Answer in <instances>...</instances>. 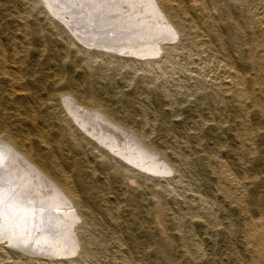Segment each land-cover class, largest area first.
<instances>
[{"label":"bare ground","instance_id":"1","mask_svg":"<svg viewBox=\"0 0 264 264\" xmlns=\"http://www.w3.org/2000/svg\"><path fill=\"white\" fill-rule=\"evenodd\" d=\"M86 1L88 0H81L82 3ZM23 2L24 0H0V194H3V204L0 205L1 236L8 235L7 231L12 229L20 230V232H15V239L18 244L26 245L32 243V239L37 236L42 239L44 230L38 231L41 221L47 222L45 223V228H47L48 222L50 224L56 219L52 211L53 206L47 211L49 218L46 215L42 220L43 216L39 214L43 208L39 212L38 209L41 206L38 203V205L33 204V201L27 203V200L26 203L21 202L20 194L18 199L21 201L16 200L15 190L18 184L13 183L14 181L10 183L6 173L9 169L7 166L10 164H19L36 179L43 178L56 191L62 192L63 195L60 194L75 207L76 211L73 213L75 217L83 220V223L93 219L96 214V210H92L85 203L89 197L83 181L89 176H97L88 167L96 153L117 175L126 173L136 175L135 167V169L125 167L121 163L120 158L126 157L123 148L111 143L106 134H102L103 129L101 131L100 128L91 126V120L97 117L113 129L130 137V140L134 139V142L137 141L149 151L159 153L158 155L167 160V163L175 170L185 166L190 179L196 183H203L210 193L220 192L236 207L218 219L219 222L221 218L223 219V228L211 231L225 238H238L243 243V247L227 253L228 259L226 260L220 257L211 258L206 264H264V202L260 203L259 194L260 188L264 187V0H153L156 8L169 21L172 30L184 32L193 41L201 44L210 53L212 64L218 70V74L214 75L212 80V89L207 92L206 101L218 107L222 115L231 120L232 124L225 125L212 117L206 130L208 134L218 137L221 143L219 149L223 147V139L219 133H226L235 142L236 150L232 153L231 151L208 150L204 151V155L201 156L193 154L187 156L182 151L201 146L196 130V133L185 136L184 142L178 143L176 150L166 152L150 137L152 130L149 129L147 120L138 123L139 128L132 127L130 125L133 119L132 113H139L141 109L134 99H127L125 102L120 100L112 105L101 97L99 89L105 80L102 67L89 65L86 68L85 81L82 86L85 90L83 93L78 92L81 87L79 81L66 72L64 66L71 53L77 55L89 51L86 44L80 42L81 40H76L77 37H74L72 31L68 29V26L71 27V22L62 23L63 21L61 22L58 18L57 20L54 17L56 20H53L47 17L48 12L44 8L41 12L45 15L44 19L38 17L30 21V12L42 3V0L36 1L35 6L29 8L23 6ZM47 19L50 23L45 25ZM73 46L77 48L76 52L71 50ZM163 51L169 52V48L163 47ZM48 52H56V58L53 59ZM157 92L162 93L159 89ZM61 97L65 102L74 106V111L79 113L78 117L74 111L75 117H61V119L53 113L52 102ZM124 103L131 106L130 112L124 110ZM224 153H227L231 162H225L219 158V154ZM168 167L170 169V166ZM69 169H74L75 172L72 174ZM210 172L214 179H207ZM73 178L79 180L78 187L73 185ZM135 190L139 191V195L131 200L132 204H135L132 218L142 213L144 196L142 185ZM78 191L84 193L83 195L86 194L87 197L82 198ZM96 197L100 196L96 195ZM256 202L260 203L261 210L259 209L255 217H250L248 216L249 205ZM208 206L206 209L208 220L217 223L214 212L212 213L211 207ZM119 207L121 208L117 204L106 202L101 209L99 208L103 216L111 218L115 228L119 225L115 216ZM237 210L243 214L244 226L241 230L231 228V217ZM152 213L156 219L160 220L167 232L160 241L157 255L166 264H193L194 260H197V250L201 248L195 239V232L196 228H202L203 222H195V224L190 221L191 216L187 214L183 217L186 223L185 235L176 234L174 224L170 220L174 208H170L160 196H157L156 206ZM39 216H41L40 223H38ZM256 218H260L259 221H256ZM69 232H71L70 229ZM115 235L116 240L121 239L117 234ZM78 237L79 246L86 251V242L80 234ZM128 239L133 240L134 237L130 236ZM47 244L49 247L48 250L44 249L47 250L44 255H50V252H55L56 256L58 253L71 255L68 252L69 246L68 249L65 247L68 243L60 244L57 237L54 240L49 239ZM0 249L5 248L0 246ZM30 254L32 258L35 257L33 255H37L32 252ZM31 257L29 259H32ZM130 259V257H125L124 262L128 263Z\"/></svg>","mask_w":264,"mask_h":264},{"label":"rangeland","instance_id":"2","mask_svg":"<svg viewBox=\"0 0 264 264\" xmlns=\"http://www.w3.org/2000/svg\"><path fill=\"white\" fill-rule=\"evenodd\" d=\"M36 1L38 0H24L23 6L27 8L35 6ZM47 1L42 0V3L30 12V21H34L38 17L44 19L45 15L41 14L42 8H44L48 12L47 17L53 20L58 18L61 22L63 21L62 23H65L64 21L71 22L70 28L68 25L66 26L72 31L74 37H77L76 40H81L80 42L86 44L89 50L77 55L71 53L64 66L65 71L79 81L81 87L78 92L83 93L85 90V87L82 86L85 81L86 68L89 65L102 67L105 80L99 89L101 97L112 105L120 100H124V102L127 99L136 100V105L141 111L139 113H132L133 124L131 123L130 125L139 128L138 123L147 120L149 122L148 127L152 130L150 137L159 144L158 146L162 150L166 152L176 150L178 143L184 142L185 136L187 137V135L196 132L200 137L201 146L182 150L184 155L189 156L193 154L201 156L204 155V151L208 150L231 151V153L236 150L235 142L229 135L219 133V136L221 135V139H223V147L219 149L221 143H219L218 137L208 134L206 130L212 117L225 125L232 124L231 120L222 115L218 107L206 101L207 92L213 86V77L218 74L217 68L212 64L210 53L201 44L189 38L186 33H180L175 29L172 30L173 28L168 23L169 21L156 8L153 0H88L85 3H82L81 0ZM53 11L56 12L54 13ZM49 23L50 21L47 19L45 25ZM163 47L169 48V52L163 51ZM71 50L76 52L77 48L73 46ZM108 52L109 55H107ZM48 54L53 59L57 56L56 52H48ZM158 89L162 93H158ZM63 100L61 97L57 101L52 102L53 113L57 117H60V119L61 117H75L76 114V117H78L79 113L74 111V106L71 103L65 102V100L63 102ZM123 108L127 112L131 111V106L125 103ZM93 119L96 120H91L93 128L98 127L100 130L103 129V131L101 130L102 134H106L111 143L118 144L119 147L123 148L126 157L122 156L123 159L120 158L121 163L125 167L136 168V175L130 173L117 175L106 166L104 160L97 156L98 153L94 157L91 156L92 161L88 167L97 176H89L83 181L88 190L86 194L89 197L85 203L92 210H96V214L90 220L91 222L87 221V223H83V220L75 217L73 214L76 211L75 207L68 203L66 197L62 196V192L56 191L43 178L36 179L29 171L22 169L23 167L19 164L13 163L8 165L9 169L6 173L9 176V182H17L16 184L19 186H16L15 190L16 200L18 202L22 200L21 202L24 203H29V201L32 203L31 201H33V204H39L41 206L38 209L40 210L39 212L43 208L42 214H39L43 216L42 220L46 215L49 218L50 215L47 211L53 206L52 211H54L53 214L55 213L57 220L55 219L50 224L48 222V227L45 228L47 222L43 221V225L41 216H39L38 223L40 221L41 223L39 224L38 231L44 230V233L42 234V239L40 236L33 237L34 239L30 240L32 242L29 243L30 245L22 244V246L18 244L15 234L20 232V230L15 231V229H12L13 231H7L9 232L7 233L8 235L3 237L0 233V238L2 237L0 239V246H4L5 248L0 249V264H166L157 255L160 241L167 234L160 220L156 219L152 213L156 206L157 196L162 197L169 204L170 208H174V213L170 217V220L174 224L173 228L176 234L185 235L186 223L183 217L187 214L191 216V222H203L202 228H196L195 232V239L199 248H201L197 250V260H194L193 264H206L211 258L217 257L226 260L228 259L227 253L243 247V243L238 238H225L222 235H215L211 231L212 229L223 228V219L221 218L220 222L218 219L226 212H230V210L236 208L220 192L210 193L203 183H196L190 179L185 166H181L179 170H175L167 163V160L158 155L159 153L149 151L137 141L134 142V139L130 140V137L113 129L108 123L102 122L103 120L97 117H93ZM92 121L94 122L92 123ZM219 158L225 162H231L227 153L219 154ZM166 163L170 166V169ZM69 171L71 173L75 172L74 169H69ZM211 172L213 173L214 170L212 169ZM211 172L207 179H214ZM72 181L73 185L78 187L79 180L73 178ZM139 185L143 186L144 192L142 213L132 218L135 204H132L131 200L139 195V191L135 190ZM78 192L82 198L87 197L81 191ZM17 194H20L21 198ZM259 194L261 196L260 203H262L264 202V187L260 188ZM96 195L100 197H96ZM106 202L121 206L115 212V216L119 221L117 228L113 227L111 218L103 216L99 210ZM200 202H203L202 206L199 204ZM260 203H250V213H248V216L255 217L257 215L259 209L261 210ZM206 205L211 207V212H214L213 214L218 220L217 223H212L208 220ZM200 207L204 210H200ZM68 213L70 214L68 215ZM242 215L238 210L233 212L231 228L235 230L243 229ZM259 219L256 218V221H259ZM69 229L71 232H69ZM79 234L86 242V251L82 250L79 246ZM115 234L121 239L116 240ZM130 236L134 237V239L129 240ZM50 237L53 240L57 237L62 245L68 243L65 247L68 249L69 246L70 250L68 252L71 255L66 256V253H63V255L58 253V256H56L55 252H50V255H44L48 250L49 245L47 243L51 239ZM12 240H15L17 243H12ZM63 241L64 243H61ZM39 244L42 245L39 246ZM61 251H63L62 248ZM30 252L37 253V255H33L35 257L32 258ZM30 257L32 259H29ZM125 257L131 258L128 263L124 262Z\"/></svg>","mask_w":264,"mask_h":264},{"label":"snow or ice","instance_id":"3","mask_svg":"<svg viewBox=\"0 0 264 264\" xmlns=\"http://www.w3.org/2000/svg\"><path fill=\"white\" fill-rule=\"evenodd\" d=\"M29 203H30V201H29ZM3 204V194H0V205H2Z\"/></svg>","mask_w":264,"mask_h":264}]
</instances>
